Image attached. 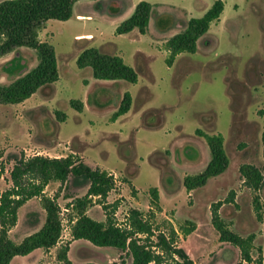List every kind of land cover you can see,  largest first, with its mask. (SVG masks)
Here are the masks:
<instances>
[{
    "label": "rangeland",
    "instance_id": "1",
    "mask_svg": "<svg viewBox=\"0 0 264 264\" xmlns=\"http://www.w3.org/2000/svg\"><path fill=\"white\" fill-rule=\"evenodd\" d=\"M142 1L163 5L161 12L174 17L179 12L174 8L193 6L192 16L201 17V5L190 4L191 0H118L116 8L108 10L118 14L117 20H121L126 18L131 7ZM225 1L227 6L222 21L212 25L198 41L195 54H183L171 70L158 54L154 62L155 74L150 80L138 71L140 81L137 88L124 81L109 85V94L102 97L107 101L103 106H96L94 98L97 95L93 90L86 97V111L83 113L71 108L67 98L80 101L85 91L82 78L92 71L88 68V72H79L77 69L74 54L83 42L75 43L73 39L81 32L82 25L94 23L83 24L74 19L46 22L41 33L46 43L55 49L65 83L57 88L58 103L55 108L66 115V120L59 122L55 114L48 115L41 109L31 113L24 112L20 104H0V161L5 167L0 191L4 192L11 186L9 172L13 162L8 160L9 155L23 153L25 156L30 151H38L45 157L59 155L63 158L69 155L64 149L69 144L82 155L83 158L77 154L84 163L112 170L116 187L105 199V204L118 206L114 220L119 226L124 225L125 216L131 208L146 213L147 192L150 188H157L161 193V203L168 208L164 218L159 216L158 224L167 217L176 229L185 221L197 225L192 234L187 237L179 234L177 239V246L185 249L194 264H243L238 250L220 243L212 227L211 209L219 203L218 212L233 232L243 237L254 235L251 255L257 259L260 249L264 262V226L253 210L254 193L240 183L239 174V167L243 164L264 169L261 143L264 118L258 115V111L264 109V0ZM78 10L91 13L98 9L93 6L90 10L83 7ZM178 15V19L185 20L184 14ZM151 25H155L154 20ZM89 29L97 35L95 25L89 26ZM180 31L182 27L176 25L170 33ZM152 33L151 37H156ZM150 35L145 41L149 42ZM124 44L122 48L125 47L127 54V43ZM140 46L146 47L144 44ZM33 53L36 65L37 55ZM27 58L32 62L35 59L33 55ZM127 62L130 63V59ZM35 65L28 63V66ZM11 79L12 76H7L1 83ZM142 83L148 86L149 92H140ZM124 89L130 91L133 97L130 111L125 117L111 121L115 102L122 97ZM38 115H42L43 119L39 120ZM146 121L157 126L147 127ZM197 129L222 135L229 166L222 175L209 180L204 187L188 196L183 178L200 173L210 161L205 141L195 135ZM124 150L131 152L130 158L123 156ZM129 179L137 191L127 182ZM51 191L52 185L47 194ZM86 192V186L79 187L71 180L54 187L51 196L59 199L60 218L67 227L64 236L69 232V219L75 217L71 205ZM259 197L264 203V187ZM35 201L29 208L31 214H25L28 215V222L31 215L36 221L41 220V202ZM92 201L96 202L88 208L87 214L98 219L103 209L102 206L97 207L99 199ZM174 206L177 209L174 210ZM25 236L20 228L12 240L18 243ZM61 241L52 254H48V250L43 252L40 264H63L57 259V252L65 246L69 247L67 256L74 263L88 259L99 264H122L119 252L113 249L94 250L101 257L91 258L88 251L93 249H90L89 243L72 240L69 236ZM41 250L28 256H17L11 264H37ZM123 264H129V260Z\"/></svg>",
    "mask_w": 264,
    "mask_h": 264
},
{
    "label": "trees",
    "instance_id": "2",
    "mask_svg": "<svg viewBox=\"0 0 264 264\" xmlns=\"http://www.w3.org/2000/svg\"><path fill=\"white\" fill-rule=\"evenodd\" d=\"M78 1L83 0H2L0 2V58L19 48H27L35 51L38 59L35 68L10 84L0 85V104H20L41 87L58 80L54 48L40 41L39 33L48 21L70 20L73 6ZM223 11L224 2L215 0L201 17L191 18L181 32L169 38L163 47L166 52V66L172 67L176 57L181 54H195L198 41L208 33L213 23L220 20ZM152 14V5L144 1L139 2L133 14L116 28L115 34L125 35L137 30L144 35ZM156 25L158 30L167 31L173 25V18L170 15L160 16ZM76 67L80 70L91 69L95 80L124 81L129 84H136L138 80L135 70L127 66L120 56L108 55L96 48H88L81 52L76 59ZM131 104L130 94L125 93L110 120L115 121L128 113ZM69 105L77 112H82L80 101L70 100ZM55 115L59 122L66 120V115L63 113L56 112ZM258 115L264 117V109L259 110ZM146 126L157 125L146 121ZM195 135L205 141L209 149L210 161L200 173L183 178V186L187 192L204 187L210 179L223 174L229 166L222 135L210 134L200 129L195 131ZM261 143L264 160V129ZM130 153L124 150L123 156L130 158ZM1 156L0 154V158ZM8 160L13 162L9 172L11 186L0 192V264H10L14 257L27 256L37 249L49 250L58 244L61 236L60 207L55 197H47L43 191L50 183L64 185L69 180L79 187H87L86 194L73 201L71 207L75 217L69 221L75 219L71 227L72 240L85 241L90 244V249H93L88 251L89 257L100 256L94 250L113 249L119 252L122 264L125 260H129V264H194L185 249L177 246V239L179 234L183 237L192 234L196 225L194 222L185 221L183 226L176 229L168 221L158 224L156 213L161 212V208L157 188L148 190L149 210L144 213L137 208L129 209L124 225L119 226L114 220L118 206L105 204V199L116 187L115 179L109 172L89 166L76 155H68L64 158L45 156L25 158L21 153L9 155ZM4 173L5 167L0 161V180ZM239 174L244 184L254 193L253 210L257 220L261 221L264 203H261L259 194L264 187V169L261 170L252 164H243L239 167ZM94 197L99 199V204L102 206L106 217L104 222L96 221L87 215ZM33 198H40L45 214L44 223L37 232L17 244L10 239L9 232L16 226L18 210ZM219 207L220 204L215 203L211 209V224L218 234L219 242L237 249L243 264H262L260 249L257 259H253L251 255L254 249V235L243 237L233 232L228 223L220 217ZM108 209L111 211L108 212ZM68 252V246L62 247L57 252V259L63 264H99L88 259L74 263L68 258Z\"/></svg>",
    "mask_w": 264,
    "mask_h": 264
},
{
    "label": "crops",
    "instance_id": "3",
    "mask_svg": "<svg viewBox=\"0 0 264 264\" xmlns=\"http://www.w3.org/2000/svg\"><path fill=\"white\" fill-rule=\"evenodd\" d=\"M214 1L215 0H191L190 4L201 5L200 15L202 16L211 7V5L213 4ZM222 1L224 2V11H225L227 4H226L225 0H222ZM117 2H118V0H97V1L83 0V1H78L74 4L73 9H72V17L69 21L74 19V20H76L80 23H83V24H87L88 22H93L95 27H97V30H96L97 35L90 32V29H89V26H94V25H82L81 32L75 34L73 41L75 43L83 42V44L81 46H78L77 51L74 54V63L76 65L77 57L85 49L96 48V49H99L102 53H105L108 55L120 56L127 66L133 68L136 73L138 71L143 72V74L146 75L148 77V79L150 80L151 77H153L155 74L154 62L157 58V55L160 54L164 60V63H165L166 52L163 49L164 44L166 43V41L169 38L174 36L175 33L176 34L179 33V32L170 33V32H172L173 27L178 25L179 27H182V30H183L186 27L187 22L191 18H194L192 16L193 11H194V7L189 6V7H185V8H174V10L177 9L176 11H179V12L176 14L175 17L172 14H170V16L173 18L172 27L167 31H160L157 28L156 22L158 21V18L160 16L168 15V13L166 14L164 12H161L163 5L161 6L158 3L147 1V3H149L150 5L153 6V14H152L153 17L151 16V18L149 20L146 33L144 35H141L137 30H133L132 32L125 34V35H116L115 34L116 28L123 21L128 19L133 14L135 7H136V6L131 7L128 10V14H127L126 18H121V20H117L118 19L117 17H119L118 14H113V11L109 12V10H108L111 8L115 9L116 8L115 5ZM93 6L97 7V9H98L97 12L94 11L91 13H87L83 10H78L79 7H83L85 9L90 10ZM224 11H223V14H224ZM179 13L184 14L183 16H184L185 20L180 19V18L178 19ZM223 14L220 17V20L218 22L213 23L212 25L220 23L222 21ZM152 20H154V24H155V25H153V27L151 25ZM212 25H211V27H212ZM211 27H210V29H211ZM151 32H153L152 34L155 35L156 37L152 38L150 35ZM168 33H170V34H168ZM149 35H150L149 38H151V39L149 40V42L145 41L146 37ZM39 39L42 42H46L44 40L43 34L41 32L39 33ZM124 42L127 43V49L129 50V52H127V54L124 51L125 47H124V49L122 48V46L125 45ZM143 44L146 45V47L140 46ZM54 51H55V49H54ZM29 55H31V56L33 55V58H35L33 50L27 49V48H19V49L15 50L14 52L0 58V70L3 71L0 73V85L10 84L13 80H15L16 78L20 77L21 75L27 73L28 71H30L31 69H33L37 66L38 63L35 65L36 58L32 62L29 58H27V56H29ZM181 56H183V54L177 56L176 60H180L182 58ZM127 59H130L131 62L128 63ZM29 62H31V64L35 65V66H33V67L28 66ZM172 67H167V68L171 70ZM57 69H58V80L56 82L41 87L30 98H28L24 102L20 103V105H22L24 108V112L28 111L31 113L32 112L36 113L38 110L41 109L42 111H45L48 115H51V116L54 115L56 112H58L55 108V105L58 103V96H57L58 89L57 88L64 86L65 83L63 82V76L61 75V73L59 71L58 63H57ZM87 69L88 68L81 69V70L78 69V70H79V72H88V71H86ZM7 76L8 77L12 76V79L10 81H8L7 83L2 84L1 80L7 79ZM139 81L140 80L138 78L137 83L131 84V85H133L134 87L137 88ZM104 82H106V83H104ZM117 82H119V81L95 80L92 76V72L87 73L85 78H82V83L84 85L85 91H84V95L80 97V102L82 103V112L81 113L86 111L85 101H86V97H88V95L91 91L94 90L95 95H97V97L94 98V102H95L96 106H103L104 104L107 103V101L104 100L102 97H103V95L109 94L110 89L108 86L111 84H117ZM139 88H140L139 89L140 92L145 91V90L148 91V86L145 83H142V85ZM41 91H43V92L40 93V95H38L37 97H34V96H36V94H39V92H41ZM125 93H129L131 96V99L133 100V97H132L130 91H128V90L122 91V97ZM122 97L117 98V100L115 102L116 108H114L113 113L116 112ZM67 99H68V102L71 100L69 98H67ZM117 103H118V106H117ZM39 112H41V111H39ZM128 113H126L123 116H120V118L125 117L126 115H128ZM38 118H39V120L43 119L42 115H38ZM47 122H45V123L48 125ZM213 134H216V133H213ZM66 145H68V146H65L64 149L68 150L69 155H76L77 157L79 155L82 157V155L78 151L69 147V144H66ZM58 156L59 155H56L54 158H59L60 156L59 157ZM102 170H105L109 173H112V170H109V169H102ZM127 182L131 185V187L135 191H137L136 188L132 185L130 179ZM115 183H116V181H115ZM240 183L243 184L244 181L241 179ZM51 185H52V190L54 191V187L56 188V187L60 186L61 184L60 183H50L45 187L43 193L45 196L50 197V198H52L51 194L53 191H51L49 194H47V192H48V189ZM193 192H195V190L191 191V192H187L188 196L189 195L191 196V194ZM96 199H98V198L97 197L93 198V200H96ZM35 200L40 202V198L30 199L18 210V218H17L16 226H14L9 232V237L11 240H12V236L16 235V232L20 228L23 229V234H26V236H25V238H26V237L34 234L35 232H37L42 227V225L44 223V219H45V214H44L43 209L40 213L41 214V217H40L41 220L40 221H36V218L32 215L30 216L31 221L28 222L26 220V219H28V215L31 214L29 208H30V206H32V204H34L36 202ZM148 200H149V198H148V192H147V201ZM58 201H59V199L57 198L56 202L58 203ZM169 201H171V200L169 199ZM169 201H168V203H169ZM95 202L96 201H93V203H95ZM159 204H160L161 212H159L158 214L156 213V221L159 220V216L164 218L165 213L168 211V208H166V206L161 203V193L160 192H159ZM100 206L101 205H98L97 207L99 208ZM147 208H148L147 209V211H148L149 206H147ZM173 208L175 210V209H177V206L176 207L174 206ZM20 212H21V214H20ZM27 213H28V215H25ZM218 213L221 217L220 212H218ZM89 217H91V216H89ZM105 218L106 217H105V214L103 211V214H101V216L98 219H94V218H92V219L99 221V222H104ZM163 221H168L173 225L171 219H168L167 217ZM259 222L261 223V225L263 227L264 226V214L262 215V219ZM173 227H174V225H173ZM196 229H197V225H196ZM20 242H18L17 244H19ZM58 246H59V244H58ZM56 248H57V246L52 248V249H49L48 254H52L53 250ZM37 250H39V249H37ZM41 251H42V253H41V256L38 258L37 264H40V261L44 258L43 252L45 250H41ZM33 253H34V251L31 254H33ZM31 254H29V255H31ZM14 258L11 260L10 264L13 262ZM262 263H264L263 260H262Z\"/></svg>",
    "mask_w": 264,
    "mask_h": 264
},
{
    "label": "built area",
    "instance_id": "4",
    "mask_svg": "<svg viewBox=\"0 0 264 264\" xmlns=\"http://www.w3.org/2000/svg\"><path fill=\"white\" fill-rule=\"evenodd\" d=\"M42 152H35V151H30V153H28V154H25V158H32V157H35V156H42ZM48 156V155H47ZM111 174V173H110ZM112 175V174H111ZM115 179V178H114ZM116 181V180H115ZM66 212H68V210L66 209L65 210ZM74 221H75V219H73V220H71V221H69V224H70V226L68 227V230H69V232L67 233V235H63V233H64V231H67V227H65L64 225H63V223H62V220H61V236H60V239H59V241H58V244H60V243H62V241L61 240H63L64 238H66V236H69L71 239H72V235H71V226L73 225V223H74ZM57 244V245H58Z\"/></svg>",
    "mask_w": 264,
    "mask_h": 264
}]
</instances>
